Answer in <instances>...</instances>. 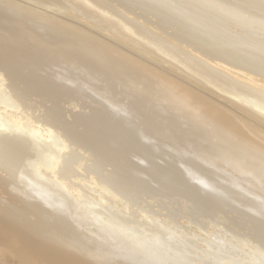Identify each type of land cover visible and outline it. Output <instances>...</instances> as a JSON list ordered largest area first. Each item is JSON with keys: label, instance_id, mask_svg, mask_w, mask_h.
<instances>
[{"label": "bare ground", "instance_id": "6f19581e", "mask_svg": "<svg viewBox=\"0 0 264 264\" xmlns=\"http://www.w3.org/2000/svg\"><path fill=\"white\" fill-rule=\"evenodd\" d=\"M69 1L89 14L90 23L99 20L98 30L85 27L84 19L82 24L76 21L82 11L76 14L74 7L64 11L65 15L61 12L62 16L60 11L59 15L49 11L46 0H0V23L15 28L10 32L13 36L4 40L6 47L0 48V65L12 73L14 88L13 94L7 91V80L0 71V264H147V257L140 252L128 253L132 249L127 245L114 246L105 229L90 234L70 222L69 214L73 215L76 206L83 208L81 204H85V208L95 207L97 211L102 203L108 206L113 199L118 204L126 196L122 207L131 212L130 200L135 196L129 186L112 182L116 176L104 175L98 166L89 171L80 165L64 169L62 160L49 147L65 150L70 147L69 140L60 135L53 138L51 126L32 119L22 109L26 106L21 98L27 89L43 90L42 81L30 80L32 68L23 53L44 56L43 50L54 46L49 39L59 45L71 40L79 46L76 53L88 69L110 74L134 89L138 102L125 104L130 107L125 111L133 114L147 110V117L140 121L146 123L149 132L167 133L172 140L169 147H161L186 151L180 154L181 158L187 156L181 163L191 178L184 174L187 171H171L176 164L160 166L171 171L170 182L186 186L183 190L179 187L180 193L188 192L199 204H207L204 207L216 203L221 208L223 200L230 203L226 206L233 204L234 212L251 216L254 232L264 237V0ZM134 2L139 13L132 8ZM150 14L156 21L145 19ZM49 24L53 25L50 29ZM56 28L68 31L69 37L61 36ZM47 30L56 34L49 35ZM26 39L28 46H24ZM18 52L23 55L17 56ZM55 85V92H60L61 86ZM130 126L133 129L134 125ZM84 136L78 134L76 138ZM109 137L103 132L94 143L99 146ZM24 151L33 155L27 162ZM194 160L199 161L195 167ZM114 170L111 175L125 172L122 167ZM159 171L156 173L163 175ZM106 181L118 191L109 188ZM84 186L95 189L97 196L87 195L85 202ZM175 190L177 194L178 187ZM150 219L148 224L161 225L156 218ZM169 228L163 229L171 234L173 227ZM138 241L135 251L153 248L152 243L144 246ZM179 251L183 252L177 249L173 256ZM167 254L156 264H180L179 257L173 259ZM200 257L194 264H264V260H255L253 252L246 256L248 262L233 263L206 254ZM192 260L196 259L183 264H193Z\"/></svg>", "mask_w": 264, "mask_h": 264}, {"label": "rangeland", "instance_id": "374dc122", "mask_svg": "<svg viewBox=\"0 0 264 264\" xmlns=\"http://www.w3.org/2000/svg\"><path fill=\"white\" fill-rule=\"evenodd\" d=\"M46 1L50 4L47 9L51 12L54 11L52 13H57V15H59V11L62 15L63 13L61 12L67 11L71 7H74L75 10L78 9V11H75L76 14L82 11L78 13L77 17L80 20H77L76 17L75 20L81 23L84 19V23H82L85 27H89L90 29L94 27L93 30L96 31V24H101L97 19L95 21L93 19L94 22L92 21L90 23L91 19L88 17L89 14H84L81 8L75 5L73 6V3L69 0ZM57 1L60 2L58 3ZM132 8L135 9L134 11L140 12L135 7V2ZM65 13L66 12H64L63 15H65ZM149 17L152 18L150 19ZM145 19H153V21H156V18L151 14ZM46 26L50 29L53 25L49 24ZM30 28L35 29L34 26ZM14 30L15 28H8V26L3 27V24L0 23V48L6 47L4 40H7L8 37H12L13 35H11L10 32L14 33ZM56 31H60L62 34L61 36L69 37L68 31H61V29L57 28ZM56 31H54L55 34ZM100 31L101 30H99V33ZM54 32L52 30H47L49 35H52ZM48 41L50 44L57 46L58 49H55L54 46L46 47V49L43 50L44 56H35L29 52L23 53L26 54L30 62V68H32L30 80L33 82L42 81L43 90L41 91L38 89L36 91L27 89L26 95H23L21 98L22 104L26 106L22 107V109L32 119L40 120L42 123L47 124V126H51L54 129L53 138L56 135H60L62 138L69 140L70 147L65 150L60 151L59 147L55 145L49 147V150L54 153L56 152L57 156L62 160L63 167H65L64 169H66L67 165H80L79 167L85 166L89 171L95 170L94 166H98L103 170L101 172L104 175L110 174L109 176H116L112 182L123 184V186H129L132 195L135 196H131V200L129 196L128 199L130 203L133 204V206H131V212H127L122 207V202L127 200L126 196L125 199H123L122 202L120 200L118 204H116L113 199L109 202L108 206H104V203H102L100 206H97V211L95 207L85 208V204H81L83 208L76 206L73 215L69 214L70 222L74 223L79 230H85L90 234H96L101 229H105L107 231V236L112 239V244L114 246L127 245L126 248L128 250L132 249L129 250L128 253L139 254L140 252V254L147 257L145 260L147 264H156L164 260L166 256H169L167 252L173 256L177 249L183 252L181 253L179 251L180 253H178V255L180 256H173V259L179 257L177 262L180 264L190 259H196L194 261L192 260V263H197L200 261L199 257L205 256V254L209 258L230 260L236 263V260H240L239 262H246L247 260L248 262L249 259H246V256H249V253L253 252L256 261L264 260V237L261 236L258 231H256V233L254 232L255 221H253L251 216H248L249 214L247 212H241L244 215L246 214L245 216L241 215L239 212H234V209L231 207L233 204L226 206V204L229 205L230 203L224 200L223 203L221 201L219 203L222 209L218 207V203V206H215L216 203H214V205L212 204L204 207V205L207 204L203 202L204 204H202V206L198 201H195L196 199H193L188 192L183 191L188 195H186V193L185 195H181L183 192L180 193L179 190L182 191V188L186 189V186L183 187V183L177 184L180 185L177 186L175 181H169L172 176L170 173L171 171H187L181 163L187 156L185 157L184 155L185 158H183V156L181 158L180 156V154L186 151H181L180 153L177 150H171L173 149L172 147L168 149L170 146L168 143L172 142V140L167 133H156L157 135H154L155 133L149 132L150 130L147 129L148 126L146 123L140 121L147 117V110H132L134 111L133 114L130 112L127 113V110L130 111V107L127 105L138 102L137 94L134 89L132 90L124 82L115 79L110 74L105 75L98 69H88V65H85L86 61L82 56L76 53L80 52L79 46H76L71 40H66L64 43H60V45L54 39H49ZM28 44L29 40L26 39L24 46H28ZM23 54L18 52L17 56ZM72 58L73 61L70 62L68 59ZM8 59L7 57L6 60ZM0 61L2 60L0 59ZM0 71L3 72L7 80V91L13 94L14 88H11L12 73L8 68L2 65H0ZM55 84L61 86L60 92H55L53 89L54 86H56ZM119 105L120 107H118ZM122 105H125V107ZM122 107H124V109ZM126 107L127 110L125 111ZM118 109L124 110L126 115L123 113L124 111L122 112ZM129 113L131 118H128ZM118 120L123 122L122 125L121 122L120 125L118 124ZM153 120L158 122L155 118H153ZM114 125L120 128L118 129V127ZM130 125H134L135 128L133 127L132 129ZM111 129H113V131ZM103 132H107L110 137L105 138L100 145L98 144L99 146H96L97 143L94 142ZM78 134H83L85 136L83 138H76ZM139 135H141L140 138ZM132 136L136 138L134 139ZM150 137L152 139H150ZM126 139L129 140L128 143ZM133 139L135 142H138L134 143ZM156 144L160 145V148L158 145L156 146ZM165 144H168L166 145L168 147L164 146L162 148L161 146ZM29 149L28 151H33L32 148ZM80 151L82 152L80 153ZM103 151L105 152L102 153ZM24 153L26 155V162L27 159L29 160V158L31 159L33 157L31 154L28 155L26 151H24ZM113 153L117 155L113 156ZM106 155L110 158V161L106 160L108 159ZM113 158L115 159L112 160ZM146 159H148V161H146ZM194 161H192V163H194L195 167V164L199 163V161ZM169 162L171 164H176L173 165V167L176 166V168H171L172 170L170 172L164 169L167 168L165 164L169 165L167 164ZM162 165L164 168H160ZM121 167L122 171L125 168V172L123 171L124 173H122V176H120V174L119 177L117 174L115 175V173L111 175L114 169L120 171ZM178 167L179 169H177ZM157 170L163 172V175L156 173ZM100 174L97 177L104 182ZM184 174L187 175L188 171ZM136 176H138L137 179H135ZM187 176L190 177L189 174ZM207 176L210 177V174H207ZM164 177H166V180L162 179ZM135 180L136 182L134 183ZM192 181L194 180L192 179ZM107 184L114 192L118 191L113 184H109L108 182ZM141 187H143L144 190ZM176 187H178L177 194L174 192L176 191ZM179 187H181L182 190ZM83 194L85 195V202H87V195L94 194L97 196L98 193L95 189H87L84 186ZM135 198L136 200L132 201V199ZM230 202H233L232 199ZM199 205L201 207H199ZM202 207L203 209H201ZM101 208L102 210H100ZM226 209H228V211H226ZM153 212L156 216L152 214ZM142 214L144 216H142ZM146 214H148L149 218H146ZM150 218H156L155 221H160L161 225L155 226L148 224L151 223L148 222ZM171 227H173V230H171ZM163 228H169L172 233L169 234L170 231L164 230ZM251 228L253 230H251ZM182 231H184V234H182ZM185 233H188V235ZM253 234L260 235V237L257 238L258 236H254ZM261 237L263 238L261 239ZM98 238L95 239L98 240ZM139 239L144 242V246L147 245V243L154 244L152 246L153 248L147 250L143 248L144 250L139 249L135 251V246H139L140 244L138 241ZM260 239L261 242L259 241ZM205 244H210V246L206 245V247L204 246ZM259 245L260 247H258ZM216 246L224 250L221 249L222 251L219 252V248ZM201 247H203V249ZM251 247H254V249L256 247L258 248L251 251ZM133 262L135 264L137 263L135 261Z\"/></svg>", "mask_w": 264, "mask_h": 264}]
</instances>
